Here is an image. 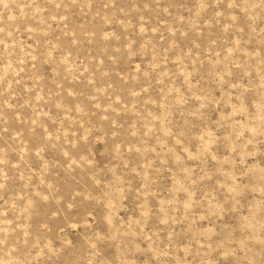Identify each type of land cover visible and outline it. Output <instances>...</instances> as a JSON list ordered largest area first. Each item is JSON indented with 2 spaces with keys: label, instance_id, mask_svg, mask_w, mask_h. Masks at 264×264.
I'll return each mask as SVG.
<instances>
[{
  "label": "rangeland",
  "instance_id": "1",
  "mask_svg": "<svg viewBox=\"0 0 264 264\" xmlns=\"http://www.w3.org/2000/svg\"><path fill=\"white\" fill-rule=\"evenodd\" d=\"M0 264H264V0H0Z\"/></svg>",
  "mask_w": 264,
  "mask_h": 264
}]
</instances>
